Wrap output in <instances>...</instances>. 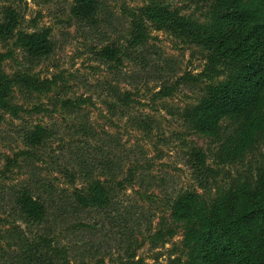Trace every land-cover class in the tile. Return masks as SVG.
Masks as SVG:
<instances>
[{
  "label": "rangeland",
  "instance_id": "obj_1",
  "mask_svg": "<svg viewBox=\"0 0 264 264\" xmlns=\"http://www.w3.org/2000/svg\"><path fill=\"white\" fill-rule=\"evenodd\" d=\"M74 4L0 0L1 20L13 9L19 31L49 29L56 44L50 57L33 58L14 39L0 40L6 76L50 83L40 91L15 84L0 108V264H26L14 228L43 239L60 264H185V237L197 224L176 221L172 201L196 191L207 214L232 189H260L264 179V133L240 155L243 120L227 118L212 135L192 126L189 115L206 88L231 69L211 65L199 40L153 16L208 28L216 0H99L95 27L74 17ZM106 47L119 48V60H103ZM37 125L52 132L39 149L25 142ZM197 153L204 155L206 189L192 168ZM98 182L110 192L107 209L73 204ZM22 194L46 201L39 227L21 219Z\"/></svg>",
  "mask_w": 264,
  "mask_h": 264
},
{
  "label": "trees",
  "instance_id": "obj_2",
  "mask_svg": "<svg viewBox=\"0 0 264 264\" xmlns=\"http://www.w3.org/2000/svg\"><path fill=\"white\" fill-rule=\"evenodd\" d=\"M98 11L99 0H75L72 9L78 21L91 27L98 23ZM153 16L174 32L199 40L210 52L211 65L231 69L224 81L206 88L205 95L189 116L193 128L204 135L216 133L227 118L243 120L237 153L246 154L264 133V0H216L213 23L208 28H194L169 14L155 12ZM19 26V14L8 9L0 19V40L14 39L17 47L33 58H47L55 52L56 44L49 29L27 33L19 31ZM119 55L117 47H106L100 52L101 58L108 62L119 60ZM15 84L40 91L46 90L50 83L25 74L9 78L2 70L0 58V108L6 105ZM2 122L0 114V124ZM51 136L48 127L37 125L25 135V142L39 149ZM192 159L198 183L206 189L204 155L197 153ZM63 174L71 183L75 182L74 173L65 169ZM260 186V189L250 185L232 189L216 201L207 214L198 208L200 195L196 191H184L172 201L170 210L176 221H196L197 224L185 237L186 245L191 248L185 264H264V179ZM109 195L105 185L98 182L88 193H77L73 204L80 210H105L110 203ZM17 204L21 219L28 226L39 227L45 222L48 206L42 197L35 199L22 194ZM14 230L26 264H60L46 251L43 239L39 243L24 230Z\"/></svg>",
  "mask_w": 264,
  "mask_h": 264
}]
</instances>
